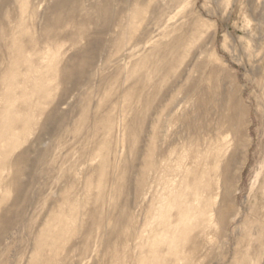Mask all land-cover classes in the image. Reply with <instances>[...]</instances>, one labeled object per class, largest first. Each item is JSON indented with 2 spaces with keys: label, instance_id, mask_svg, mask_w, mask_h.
I'll use <instances>...</instances> for the list:
<instances>
[{
  "label": "rangeland",
  "instance_id": "374dc122",
  "mask_svg": "<svg viewBox=\"0 0 264 264\" xmlns=\"http://www.w3.org/2000/svg\"><path fill=\"white\" fill-rule=\"evenodd\" d=\"M38 1L0 0V107L11 103L9 109L22 110L23 93L36 104L16 142L0 141V264H33V258L34 264H145L139 260L153 258L149 244L165 250L153 232L161 206L169 209L161 217L167 222L177 208L167 193L178 190L188 199L183 183L191 177L194 145L182 115H191L194 92L204 107L199 137L216 140L212 152L228 149L227 157L236 147L225 171L233 182L225 178L231 187L223 186L219 170L211 175L210 194L201 186V228L165 259L264 264V0H112L114 21L99 18L92 8L97 0H80L64 7L49 31L44 24L52 19V2ZM12 34L23 56L35 61L31 82L25 84L22 70L15 89L1 83L19 58ZM38 49L43 53L34 54ZM85 56L88 64L72 71ZM42 81L48 86L37 98ZM221 91L227 108H243L235 139L226 138L210 99ZM14 95L18 99L9 97ZM150 141L152 165L145 174ZM22 152L25 162L14 164ZM71 203L78 216L61 234ZM48 234H61L56 246H36Z\"/></svg>",
  "mask_w": 264,
  "mask_h": 264
},
{
  "label": "bare ground",
  "instance_id": "6f19581e",
  "mask_svg": "<svg viewBox=\"0 0 264 264\" xmlns=\"http://www.w3.org/2000/svg\"><path fill=\"white\" fill-rule=\"evenodd\" d=\"M42 1L43 0H39L38 2H42ZM78 1H80V0H51L52 4L50 6V10H51V17H52V19H51V21H49V19H48L45 22L44 29H46L47 31H49L50 28H52V26L54 24L58 23L62 19L61 12H62L63 8L66 7V6H68V5L69 6L70 5L73 6ZM120 1H122L123 3H127V0H120ZM21 4L23 5L24 2L22 1ZM111 4H113V1L112 0H97V2L95 4H93V7L92 8L94 10H96L97 15L99 16V18H101L102 16H105L107 19L114 21L115 17L118 14V11H116V9L110 8V5ZM22 7H24V6H22ZM35 9L33 7V10H35ZM33 10H32V12L34 13L35 11H33ZM21 13H22V11H21ZM7 15H8V13H7ZM134 16H135V14H132V17H134ZM24 20H25V18H24ZM32 25H33V23H32ZM11 28L13 29V27H11ZM17 28H18V26H17ZM12 29H11V31H13ZM19 29H21V28H19ZM29 29L31 30V28H29ZM33 31L30 34L31 36L33 34ZM13 32H11V33H13ZM16 33H17V31H16ZM18 34H19V32H18ZM79 34H81V30L79 31ZM33 35L35 36V34H33ZM68 35H69V33H66V36H68ZM66 36H65V38H66ZM8 37H10V36H8ZM46 37H47V35H46ZM17 38L18 37H16L14 34H12L11 35V38H10V44L12 45L11 47L14 48L13 50H15L13 52L14 53L16 52V54L18 55L17 57H19V58L20 57H23V62H19V60H18L19 58H17L16 61L14 63H12L11 66L7 67L4 70V74L5 75L1 79V81H2L1 83L4 85V87L5 86L8 87V84H9V87H12L14 89L15 88H18L17 85H18V83H20V80L17 79V75L16 74H18L22 70H24L25 71V75H27V77H28V79L25 80V84L26 83H29V82H31V79L29 78L28 74H30V71L33 69V65H35V61H31V60L29 61L26 56L25 57L23 56L22 53H24L25 51L23 52V50H24L23 45L20 43L19 39H17ZM35 38H36V36H35ZM40 39H41V37H40ZM32 41L33 40H31L30 43ZM26 43H28V42H26ZM171 48H172V51H175L177 49V47H176V41L172 45ZM50 51H51V49H50ZM37 52H42V51L38 49V50H36L34 52V54L37 53ZM10 55H12V54H10ZM19 63H20V65H19ZM86 64H88V59L85 56V57L80 58L78 60V62H77L76 65L73 64L71 66L72 71L80 70L81 67L83 65H86ZM165 65H166V63L165 64L163 63L162 64V67H165ZM158 67L159 66L156 65V68H158ZM66 79H68V78L67 77H64V80H66ZM44 83H45V81H42L41 84L43 85V87L38 88V89H40V91L38 92V95H36L37 98L40 97V96H42V94H44V89H46L47 86H48V85H44ZM202 90H206V89L202 88L201 91ZM208 92H209V90H208ZM187 93H188V95H191V85L189 86V89H188ZM32 95L34 96V93ZM199 96L200 95L197 92H194L192 94V97H191V115L190 114H187V113H183V115H182L183 118H186V122L184 124L191 131V143L194 145L193 150H191V170L189 168V171L191 172V177L188 178V176L186 175L185 178H184L185 182L183 183V186L186 189L185 190V192L187 194L186 197H188V199L187 200H183L182 199L183 196L180 195L179 193H177L178 190L176 192H169V193H167L168 200L171 201V202H175L177 208L175 209L174 214L171 216V220L172 221H168L167 222V221H161L162 220L161 217L162 218H165L167 216L168 212H169V209H168L167 206H161V208L159 209V212H158L159 213V217L157 219L158 220L159 229L157 228V230L155 231V233L153 232V234H155V236L157 234H158V236L160 235L157 238L156 243H162V244H164L165 245V250L158 251L156 249H151V247H153V246H152V244H149L150 249H147V250H149V252L151 251L153 258L152 259H149L148 258L151 255H149L148 257L146 256L145 259L139 260V263H145V264H168V261H166V259H165V254L167 255V253L169 254V252H170V254L173 253L172 249H174L175 247H177V243H180V245H181V242L180 241H184L183 239L190 238V234H191L192 231H194L193 230L194 228H197V229H200L201 228L200 226L202 224L203 217H204V213H205V211H204V203H202L203 201L200 198L201 193H202L201 186L206 189L205 192H207V194H210V192H211V185L213 183L212 182L211 175L213 173H215V172H217L219 170L221 171L222 177L224 178V180H223V182H224L223 186H226V184L229 181L231 183L233 182V180L231 181L227 177H225V174H226L225 171H227V169L229 167V164H230V162L232 160L233 153H234L236 147H235V145L232 147L233 153L229 154L228 157H227L228 149H226L223 153H213L212 152V148H213L212 146L215 145L214 143L216 142V140H211L210 139L209 142H205V139L204 138L199 137V133H198L199 126H198V124H199V119L201 117V113L204 110V107L202 106V102L200 101ZM226 96L227 95L224 92L221 91V93H219V95H215L214 97H210V99H211V102H213L215 104V109L219 113L218 117H219V119L221 121L222 130H225V132L229 133V134H227L226 138L229 137V135H231L232 136L231 139H235L240 134L239 123H240V120H241V115L244 116L243 113L241 114L243 108H239V107H237V108H234L233 107V108H230V109L227 108L225 106V103H224V100L226 99ZM9 97L18 99V96H15V95L14 96H9ZM22 97L23 98H20V99L22 101H25L27 103L24 107H22V110L9 109V106H11V103L8 106L5 105L2 108L0 107V118H1V121H0V141L5 140V139L6 140H9V142L10 141H13V139L17 136L16 133H17L18 130L24 131V130H26V128H28L29 118H30V115L32 114L31 112H34L35 111L34 107L36 106V104L32 102L33 100L31 99V96L28 97V94L23 93L22 94ZM172 101H174V100H172ZM8 118H11V122H13V123H8L7 122ZM107 123H108V121H107ZM108 124H110V123H108ZM15 142H16V140H15ZM122 142H123V140H122ZM205 143L207 144L206 145V148L203 151H200L199 150L200 146L202 144H205ZM9 144H10L9 146H11L13 143H9ZM151 146H152V143L150 141L146 145V147L148 149V153H147V158L144 160V163H143V167L144 168L142 169L143 170V173H145V174L150 170L151 165H152V162H151L150 158H148V154H150ZM220 148H221V146H220ZM100 154H101V152H100ZM25 156H26V153L25 152H22L21 154H19L16 157V159L14 161V164H18V165L23 164L25 162ZM234 158H235V155H234ZM237 161H239V159ZM234 164H236V163H234ZM228 171H229V169H228ZM17 172H19V170ZM234 173H235V171H234ZM140 177H141V175H140ZM225 178L229 180L227 183L225 182L226 181ZM142 179L143 178H141V181H143ZM232 179H234V178H232ZM15 180H16L17 183H19L21 181V178L19 179V177L17 176ZM157 181L155 183H157ZM231 183L230 184L228 183L229 184L228 186H230ZM166 184H168L167 181H166ZM161 185H162V187L165 190L166 187L163 186V185H165V183H162ZM228 191H225V189L223 190L224 194L226 192H228ZM226 194H228V193H226ZM226 194L224 195V197L225 196H228ZM226 199H228V198L226 197ZM21 200H23V199H21ZM223 200H224V198H223ZM71 204H72V208H70V210L68 209L67 214L65 213V216L66 217L63 220H61V225H62L61 231L63 232L61 234H65L67 232V229L69 228V226H68L69 221H73L78 216L77 215V212H76L77 211V207H78L77 204L76 203H71ZM206 205H207V203L205 204V206ZM78 209L80 210V208H78ZM223 210L225 211L226 209L223 208ZM191 217L194 218V221L193 222H190L189 225H187L186 224V221L187 220H190ZM223 218H224V214H223L222 210L219 209V212L217 214V221H218L219 224H221L223 222ZM47 232L50 233V230L47 231ZM61 234H58L56 237L51 236L52 234L51 235L48 234V236H50V239L49 240H45V239L41 238V236H40V237H38V239L36 238L37 239L36 246L41 247V246H43L45 244H48L52 248V246H54V245L56 246V241L58 240L59 236L61 237ZM167 235H169V236H167ZM159 255H161V256H159ZM37 259L38 258H36V260ZM153 259H154V261L152 262L151 260H153ZM36 260H35V258H33L32 263L33 264L36 263L37 262Z\"/></svg>",
  "mask_w": 264,
  "mask_h": 264
}]
</instances>
